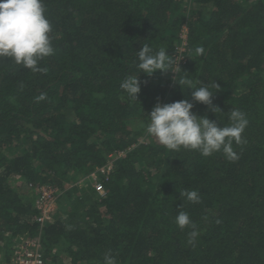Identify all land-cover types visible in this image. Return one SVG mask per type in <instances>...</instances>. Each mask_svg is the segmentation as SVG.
Returning a JSON list of instances; mask_svg holds the SVG:
<instances>
[{
	"label": "trees",
	"instance_id": "16d2710c",
	"mask_svg": "<svg viewBox=\"0 0 264 264\" xmlns=\"http://www.w3.org/2000/svg\"><path fill=\"white\" fill-rule=\"evenodd\" d=\"M44 3L54 47L40 61L44 71L0 57V233L9 241L39 236L47 256L64 244L70 264H103L109 251L117 264H264V0ZM183 29L177 79L186 75L194 87L215 81L216 113L175 73L137 68L144 44L176 60ZM127 76L141 82L137 100L120 87ZM158 99H187L220 127L233 109L245 113L246 143H233L239 158L159 144L145 131ZM111 159L106 178L101 169ZM93 175L104 194L68 191L67 210L42 229L33 199L16 186L62 189ZM185 189L198 190L200 203L180 197ZM181 206L199 231L195 246L192 228L175 222Z\"/></svg>",
	"mask_w": 264,
	"mask_h": 264
},
{
	"label": "clouds",
	"instance_id": "9594fccd",
	"mask_svg": "<svg viewBox=\"0 0 264 264\" xmlns=\"http://www.w3.org/2000/svg\"><path fill=\"white\" fill-rule=\"evenodd\" d=\"M52 25L46 16L44 0H0V57H10L15 64L31 69L33 72L44 71L40 61L54 54L52 44ZM197 55L204 54V48L195 49ZM167 49L161 47L154 50L147 44L142 45L136 52L137 68L151 76L158 70L175 73L174 80L182 89H193L192 99L208 106L214 113L220 110L213 105L210 89L219 85L202 83L194 87L193 80L179 67L181 58L173 60ZM187 73V72H185ZM138 76H127L121 83V89L132 99L137 100L140 92ZM43 99V96L40 97ZM194 105L187 99L171 103H161L159 99L148 114L150 122L146 126V133L155 137L159 144L168 150L179 151L181 148L196 151L202 156H211L213 153L222 152L229 161L237 160L238 154L233 149V143L243 144L246 141L242 133L247 127L248 120L245 113L233 109L228 120L230 123L218 126L217 122L205 116H198L192 109ZM180 197L189 202L200 203L198 190L185 189L180 192ZM179 208L175 222L181 229L191 227L188 243L195 246L199 231L186 211ZM103 264H117L116 258L109 251L105 254Z\"/></svg>",
	"mask_w": 264,
	"mask_h": 264
},
{
	"label": "built area",
	"instance_id": "2783aa9c",
	"mask_svg": "<svg viewBox=\"0 0 264 264\" xmlns=\"http://www.w3.org/2000/svg\"><path fill=\"white\" fill-rule=\"evenodd\" d=\"M186 29L182 30V46L179 48V56L181 57V50H184L186 45ZM112 159L110 160L109 166L107 168L101 169V173L105 174L107 178L111 172ZM94 180L92 187L100 195L104 194V190L101 183L96 181V176H91ZM82 181V180H80ZM80 184V183H79ZM34 199L33 206L38 212L34 222L38 225L39 229H42L49 224L53 223V216L56 210V203L58 199L63 194V189L61 188H51L48 186H34ZM2 264H54L52 262V255L47 256L45 254V247L39 236H30L23 234L16 238L13 242L11 250L7 253V257L3 260Z\"/></svg>",
	"mask_w": 264,
	"mask_h": 264
},
{
	"label": "rangeland",
	"instance_id": "374dc122",
	"mask_svg": "<svg viewBox=\"0 0 264 264\" xmlns=\"http://www.w3.org/2000/svg\"><path fill=\"white\" fill-rule=\"evenodd\" d=\"M182 33V32H181ZM180 33V34H181ZM181 52L184 54V50H181ZM183 57V55L181 56ZM139 141H142V137L138 139ZM73 176V178L75 179V174L71 175ZM82 180V181H80ZM91 180L90 176L87 179H84V177L80 178L77 177V180L72 182L70 179L64 183L63 186V194L61 195V197L58 199L56 205V210L53 216V222L55 221V219H57V217L59 216V214L64 211V209L67 210V207L69 206V202L64 198V195L68 193V191L76 189L75 194L77 197L82 198V193L85 192L87 193L89 191L90 188H92V184H91ZM80 183V184H79ZM17 184V185H16ZM15 185L18 186V190L19 193L24 195L26 198H32L34 199V188L30 187V186H26L24 184H22V182H18ZM13 187H15L13 185ZM18 192V191H17ZM10 235L8 233H0V264H2L3 260L5 259V257H7V253H8V247L9 245H13V242L16 238L11 239V241H9ZM19 237V236H18ZM17 237V238H18ZM66 246L64 244H61L57 250H54L52 257L55 258L54 264H70V258L67 256V254L64 252Z\"/></svg>",
	"mask_w": 264,
	"mask_h": 264
}]
</instances>
